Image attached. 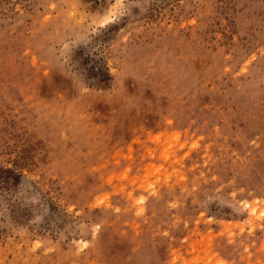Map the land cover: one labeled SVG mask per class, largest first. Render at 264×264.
Listing matches in <instances>:
<instances>
[{"label":"rangeland","instance_id":"1","mask_svg":"<svg viewBox=\"0 0 264 264\" xmlns=\"http://www.w3.org/2000/svg\"><path fill=\"white\" fill-rule=\"evenodd\" d=\"M0 264H264V0H0Z\"/></svg>","mask_w":264,"mask_h":264}]
</instances>
